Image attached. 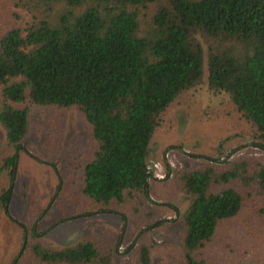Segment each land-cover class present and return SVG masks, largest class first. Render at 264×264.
Returning a JSON list of instances; mask_svg holds the SVG:
<instances>
[{
    "label": "trees",
    "instance_id": "obj_1",
    "mask_svg": "<svg viewBox=\"0 0 264 264\" xmlns=\"http://www.w3.org/2000/svg\"><path fill=\"white\" fill-rule=\"evenodd\" d=\"M11 2L21 10L0 31V218L24 226L8 204L36 106L75 105L87 124L84 153L60 177L71 211L117 212L136 226L150 199V142L203 81L228 96L264 150V0ZM177 178L189 199L188 264H264L262 163L217 158ZM103 240L49 246L31 231L10 264H112ZM138 254L152 264L149 245Z\"/></svg>",
    "mask_w": 264,
    "mask_h": 264
},
{
    "label": "rangeland",
    "instance_id": "obj_2",
    "mask_svg": "<svg viewBox=\"0 0 264 264\" xmlns=\"http://www.w3.org/2000/svg\"><path fill=\"white\" fill-rule=\"evenodd\" d=\"M20 10L11 0H0V31L11 22L12 11ZM0 140L4 141L1 125ZM252 141L250 125L240 119L228 96L224 93L212 94L203 81L198 89L188 91L180 102L170 108L165 124L159 127L150 142V147L157 143V150L149 151L148 164L156 175L165 176L161 180L149 179L151 197L158 202L174 203L182 214L189 199L180 189L177 173L183 167L195 168L217 158H226L228 161L247 159L264 165V150L251 144ZM24 143L38 159L54 163L62 176L70 161L82 155L81 152L84 153L86 149L87 124L75 105L64 109L36 106L31 113L30 129ZM166 146L168 151L164 158ZM174 146H180L182 150H177ZM167 163L171 171L166 176ZM75 176L71 175L68 182L75 180ZM56 181L58 182V176L54 167L32 158L25 151H20L8 204L9 214L27 224L28 229L37 218H41L37 224L39 230L45 223L55 221L62 212L71 211L74 205L66 202L67 198L62 195L64 192L61 189L49 205L55 195ZM158 202L145 200L141 225L136 226L133 221H127L124 246L125 243L128 246L135 239L134 247L127 253L113 251L121 226L119 216L113 212L92 214L74 221L82 231L76 240L91 234L103 238L102 244L113 252L112 264H140V244L150 246L152 264H188L184 255L185 224L181 215L176 220L163 221L152 229L148 228L159 216L175 215L171 207L163 204L160 206ZM62 229L63 224L58 225L51 236ZM30 232L31 230L29 234ZM37 237L49 246L71 245L66 244L64 239L53 240L49 234ZM22 242L21 226L13 222L7 214H2L0 264H10Z\"/></svg>",
    "mask_w": 264,
    "mask_h": 264
},
{
    "label": "flooded vegetation",
    "instance_id": "obj_3",
    "mask_svg": "<svg viewBox=\"0 0 264 264\" xmlns=\"http://www.w3.org/2000/svg\"><path fill=\"white\" fill-rule=\"evenodd\" d=\"M177 150H182L180 146H174ZM150 150L155 152L157 150V143H154V145L152 147H150ZM26 153H28L32 158L43 161L45 163L50 164L52 167H54V172H56L57 176H58V182L56 181V187H55V195L53 197V199H51L49 205H51L53 203V200L55 199L56 194L58 193L59 189L62 186V179L60 178L61 175L59 174V172L56 170V166L54 163H51L48 160L45 159H38V157L36 156V154H33V152L31 150H29L26 145L24 147V150ZM168 151V146H166L164 148V152H163V157H166V152ZM186 152V151H185ZM222 159V158H221ZM224 160H226V158H224ZM150 167V166H149ZM152 169V168H151ZM171 171V167L170 165L167 163L166 164V176L170 174ZM151 179H155V180H161L163 178H165V176H159L156 175L154 170L152 169V175L150 177ZM15 179V178H14ZM149 191V190H148ZM150 195V193H149ZM149 201L153 202H158L157 200H154L151 195H150V199H147ZM157 204H159L161 206V204L166 205L168 207H171L175 213V215L173 217L171 216H167V215H163V216H159L156 218L155 221H153L148 228L152 229L154 226H158L161 222L163 221H168V220H176L178 218V216H182V214L180 213V208L175 205L172 202H158ZM112 211H101V210H91L89 208H87V210H78V211H64L60 214V216L53 222H48L45 223L44 225H42L41 229H37V224L39 223V221L41 220V218H37L35 220V223L32 224V227H30L28 229L27 224H25L24 222L18 220L16 218L17 221L22 222L24 224L23 227H21V230L23 231V241L25 239L26 233H28L30 230L36 234L37 236L40 235H48L49 237L52 238L53 240H59V239H64L65 242H67L66 244H73L77 238V236L82 232L79 229V226L77 224H74V221H78L81 220V218H84L86 216H90L92 214H101V213H111ZM116 213V215H118V219H120L121 221V226H120V231L118 233V236L116 238V240L114 241V247H113V251L114 252H124L127 253L128 250H130L131 248L134 247V242L135 239L127 246V243H125L126 245L124 246L123 242H124V233L126 232L127 229V219L122 220L121 216L119 213L117 212H113ZM15 218V217H14ZM13 221V220H12ZM15 222V221H13ZM16 224H18V222H15ZM60 224H63V229L60 230V232L54 236H51L52 231ZM20 225V224H18ZM144 229H141V231H143ZM142 245V244H140ZM139 245V246H140ZM123 248V249H122ZM139 248V247H138ZM139 255V254H138ZM140 263V261H139Z\"/></svg>",
    "mask_w": 264,
    "mask_h": 264
}]
</instances>
